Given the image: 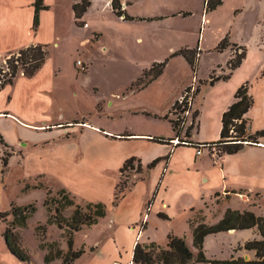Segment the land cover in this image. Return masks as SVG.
I'll list each match as a JSON object with an SVG mask.
<instances>
[{"label": "crops", "instance_id": "0c3cea01", "mask_svg": "<svg viewBox=\"0 0 264 264\" xmlns=\"http://www.w3.org/2000/svg\"><path fill=\"white\" fill-rule=\"evenodd\" d=\"M45 1L43 0V3ZM97 1L102 2V7L112 10L110 0H91L80 17L82 20L90 11L91 5ZM33 2L34 0H9L5 6L10 10L8 15L0 12V25L7 23L14 27L19 24L22 14L25 13L26 17L24 30L16 34L17 38L8 42L9 46L1 55L17 52L31 43L42 44L39 42V34L33 33L31 28ZM192 2H196L195 7L191 6ZM120 3L124 13L131 17L123 19L122 16L116 15L120 20L119 24L123 28L126 27L122 36L131 37L130 42L136 44L139 49H142L140 44L144 43V49L147 50L150 47L151 34L156 28L168 26L173 29L177 20L185 23L192 14L198 16V28L203 27L206 31V25L210 23L209 16L216 13L224 4V0L209 12H204L205 0H120ZM46 6V9L39 12L40 25L44 20L42 14L49 9V6ZM83 22L86 23L84 28H88L89 24ZM96 32L100 38L101 32ZM90 33L82 32L79 43L83 44L89 40L90 44L89 38H82ZM253 36L247 46L242 45L245 47V55L227 79L209 83L212 71L216 76L226 73L227 70L224 71L221 64L217 66L218 70H214L213 66L209 68L207 79H199L200 85L192 102V110L197 111V125L188 138L191 142H213L219 139L221 116L233 102L238 87L244 83H248V93L252 97V105L246 113L249 131L253 133L264 130V31L256 30ZM202 42L200 47L203 46ZM77 46L76 52L79 51ZM214 47L215 45L212 49ZM171 50L172 48H169L168 52ZM228 53L229 59L232 51L229 50ZM181 58L184 66H190L184 57ZM155 60L159 58L151 61ZM198 65L199 60L196 67ZM74 68L73 63V70ZM86 72L88 69L79 73L77 69L73 71L76 76ZM165 72L166 68L139 88L132 86L136 79L127 81L124 86H130L122 89L121 94H116L118 98L115 104L112 100L114 97L105 101L106 107L114 106L116 115L84 113L74 121L53 122L47 116L46 108L39 106L41 103L49 105L48 99L45 100L47 91H41L42 89H34V95L26 98V103L21 108L9 103L10 96H7V103L0 105V142L14 152L9 166L16 164L23 174L35 173L42 177L50 175L59 181L56 187L66 188L82 198L92 200L88 202L104 203L105 215L95 224L82 226L76 233L83 228L102 226L108 239L104 243L101 242L100 249L107 264L117 259L122 260L121 252L126 263H132L133 248L138 242H154L165 247L168 236L172 235L184 237L186 243L190 244V222L195 208L211 206L215 195V198L222 197L224 201L230 199L232 202L233 196L244 192L235 202L242 207L249 203L253 213L256 211L253 209L259 208L264 201V135L259 137L257 142L244 143L237 152L222 153L219 156L210 155L207 149H202L197 155L195 146L176 144L173 141L176 138L174 128L165 115L170 113L174 101L183 90L197 82L196 76L189 80L187 75L174 87H170L167 81L162 82L159 89L165 96L161 101L151 98L145 102L137 96L149 90ZM40 74L41 68L34 77H18L15 81H31ZM94 115L104 117L99 120L94 118ZM115 116L117 117L114 118ZM10 132L15 133L16 137L10 136ZM129 157H134L141 166L136 173L139 178L129 190L121 196L116 195L113 200V191L119 181L121 168ZM154 160L156 162L150 165ZM252 194L258 197L255 204L251 199ZM97 198L103 201L95 200ZM71 199L73 201V198ZM237 230L221 232L234 236ZM257 233L259 235L258 230ZM154 234H159L165 241H150ZM254 237L253 239H260L256 238V234ZM212 257L214 255L210 258ZM200 263L203 264H194Z\"/></svg>", "mask_w": 264, "mask_h": 264}, {"label": "rangeland", "instance_id": "374dc122", "mask_svg": "<svg viewBox=\"0 0 264 264\" xmlns=\"http://www.w3.org/2000/svg\"><path fill=\"white\" fill-rule=\"evenodd\" d=\"M8 1L0 0V12L7 15L10 11L5 8ZM75 2H80V0H46L44 2L45 5L49 6V9L42 14L44 18L42 25L39 24L36 31L32 29L33 33L37 32L39 34V42L46 44L44 46L47 54L45 62L41 66V74L31 81H15L18 77L32 78L40 71L39 69L33 76L27 77L23 74L22 69L18 68L16 75L12 79V84L14 83V85H5L3 90L0 91V105L7 103V96H10L9 103L21 108L26 103V98L34 95V89H42L41 91H47L45 93L47 97L45 100L47 101L48 99L49 105H42L41 103L39 106L46 108L47 116L53 122L74 121L79 119L80 115L84 113H89L90 115H100L103 113L116 115L117 111L114 106L106 107L105 101L108 98L110 99V97H114V99H111L115 104L118 98L116 94H121L122 89L130 86V84L126 85V87L124 86L129 80L134 81L136 79L132 83V86L139 88L135 84L142 77L143 70L149 69L154 64L164 62L162 70L166 68L165 75L163 74L161 78L157 79L156 83L149 90L137 95L141 101L148 102L151 98H154L155 101H161L165 96L160 93L159 89L162 82L167 81L170 87H174L185 76L188 75L189 80L196 76L197 82L193 85L196 89L200 85L199 79L208 78V70L211 66H213L214 70H218L217 66L221 64L224 71L227 70V61L235 53L241 52L240 49L234 47V44L237 46L240 44L241 47H244L242 45L247 46V42L254 38L253 35L256 30L264 31V0H224V4L217 9L216 13L209 16L210 23L206 25L208 26L206 31H204L203 27L198 28V16L192 14L185 23L177 20L173 25V29H170L168 26L167 28L164 26L156 28L151 34L149 49H144V43L140 44L142 49H139L136 47V44L134 45L130 42L131 37L124 38L122 36L123 30L126 27L123 28L119 24L120 20L111 9L102 7V2H94L90 7V11L83 17V20L82 18H76L75 13H72V5ZM195 3L192 2L191 6L195 7ZM19 19V24H16L14 27L9 26L7 23L0 25V66L4 65L8 56L7 53L1 55L7 46H9L8 42L12 38H17L16 34L24 30L25 13ZM83 21L89 24L88 28H84V24L86 23ZM196 23L197 25H195ZM96 31L101 32L100 38L99 33ZM82 32H92L87 37H82L84 39L89 38L91 40L90 44H88L89 40L83 44L79 43ZM217 37L219 39H216ZM224 37L227 38L228 45L223 50H218L216 47ZM201 41H203L202 47L199 46L201 45ZM78 44L82 47L81 49L80 46H77ZM213 44L215 45L214 49H212ZM76 46L77 50H79L77 52L75 51ZM169 48H172L170 52H168ZM181 49H188L195 55L196 66L199 60V65L195 68V71L191 66H184L181 54H176ZM196 49L197 53H194ZM164 50L165 52H163ZM229 50L232 51V55L228 59ZM154 58H159V60L151 61ZM77 60L82 62L84 70H81L77 66L75 63ZM73 63L78 73L81 71L85 72L86 69H88V72L76 76L73 73L76 70L75 68L73 70ZM150 80H148V77L145 78L143 76L142 82L146 84ZM142 86L143 84L141 83L140 87ZM195 94L196 92H194ZM179 110L181 112L180 108ZM180 114L171 110L168 118L176 121L177 117L180 118ZM93 117L100 120L104 116L98 117V115H94ZM189 119L191 120V118ZM189 119L184 125H176V128L181 130L180 137L183 140H187L182 145L190 144L188 142L190 141L188 139L189 136L187 137L183 134L186 126L190 123ZM196 125L195 119L190 130V135L195 130ZM232 128L230 126V129ZM229 133L230 135H235V132L232 130ZM10 136L16 137L13 132H10ZM181 138L177 140L181 142ZM0 145V213L10 208L11 202L17 205L33 203L35 206L34 213L26 221V227L13 230L19 236L21 247L29 255L30 260L27 262L18 260L8 251L2 235L4 230L9 226V217L5 219L0 216V264H46L43 262V256L49 247L41 249L39 246L41 242L53 243L54 245L51 250L55 251L59 249L61 254L66 253L68 250L67 227L63 226L59 228L56 223L47 222L48 216L54 214V211L48 212L43 205L46 190L50 189L51 191L49 198L54 197L59 200L61 196L57 192L60 189H64L69 197L73 198L74 205H84L86 202L92 200L82 198L66 188L56 187L59 181L56 178L54 180L50 175L42 177L35 173L23 174L22 169H19L16 164L13 167L9 166L8 163L12 159L11 156L14 152L4 147L1 142ZM17 162L20 164L19 159ZM137 164L138 162L135 160L132 164L133 168H126L120 172L119 181L113 191V200L116 195L121 196L126 190H129L132 184L138 180L139 175H136L138 170L135 171ZM241 194H244V192L233 196L234 200L232 202L230 199L224 201L222 197L219 199L215 198V195L214 203L211 206L206 205L202 209L196 207L193 212L192 221L190 222L192 225L191 232L194 226L199 223L208 225L216 223L227 208L250 210L251 206L248 202L245 205L246 207L239 206L238 202H235V199L238 200ZM251 199L255 204L258 197L252 194ZM95 200L103 201L99 198ZM61 201L65 202L63 199ZM234 202L235 205H233ZM229 203L232 205L229 206ZM148 205L149 203L146 204V208H148ZM73 207V205L66 206L61 210L59 215L61 214L64 218H68L71 215ZM253 210H256L254 212L257 215L264 216V201L260 204L259 208ZM41 225L44 228L38 229L37 227ZM97 227L83 228L79 233H76L78 232L77 230L71 234V250L82 251L71 264H107L106 259L102 258L100 244L101 242L104 243L108 238L104 233L103 227ZM254 234H256V238H260L255 227L251 230H237L234 236L225 232L209 234L203 240L202 249L204 255L207 258L214 255L211 259L223 261L232 258L237 259L238 257L244 258L247 261L256 260L252 250L243 248V244L246 241L255 238ZM149 240L162 243L165 241V238L161 239L159 234H154V238H150ZM187 245L193 254L196 255L198 249L194 247L193 242L190 241V244ZM121 255L122 260L117 259L114 261L126 263L127 261L122 252ZM114 261H111L110 264H114ZM60 262L61 258H58L47 264H60Z\"/></svg>", "mask_w": 264, "mask_h": 264}, {"label": "trees", "instance_id": "16d2710c", "mask_svg": "<svg viewBox=\"0 0 264 264\" xmlns=\"http://www.w3.org/2000/svg\"><path fill=\"white\" fill-rule=\"evenodd\" d=\"M91 0H80L73 4V10L76 18H80L82 14L86 11L90 5ZM221 4V0H205L204 12L214 10L218 5ZM110 5L118 17L122 16L123 19H131L121 8V3L119 0H110ZM34 13L32 21V29L36 31L39 25V12L40 10L46 9L47 6L43 3V0H34L33 2ZM228 45L227 38H222L218 45V50H223ZM234 47L240 49L241 52L238 54L232 55V57L227 61V71L225 74L216 76L215 72L209 76V83L212 84L218 79H227L233 69H235L241 62L242 58L245 55V48L237 46L234 44ZM176 53V52H175ZM194 53H197L194 51ZM47 51L45 46L42 44H31L24 48L19 49L17 52L9 53L4 65L0 66V90L8 84H12V79L17 73L18 68L22 69L23 74L27 77L33 76L45 62ZM176 54H181L188 64L195 71L196 68V58L188 49H181ZM164 67V62L159 64L152 65L149 69H146L142 73L135 84L139 86L142 83L145 85L143 76L148 80L158 76ZM264 74V70L262 71ZM134 85V84H133ZM189 88L187 86L185 89ZM184 89V90H185ZM198 88L195 89V92ZM183 90V91H184ZM252 105V97L248 93V83H244L238 87L234 94L233 102L228 106V108L223 112L221 116V129L220 137L218 140L213 141L216 143L218 151L217 155L222 153H234L239 151L244 143L247 142H257V139L264 135V130L255 131L251 133L248 128V118L246 116L247 111ZM180 105L177 100L174 101L171 110L180 112ZM171 113V111H170ZM197 116V111H193L191 124L186 126L185 131L183 132L184 136H190V130L192 125L195 122ZM165 118H168V114L165 115ZM169 119V118H168ZM172 124L176 138L180 137V129L176 128L177 124H180V118L177 117V120L169 119ZM230 126L233 128L230 129ZM232 130L235 132V135H230L229 131ZM159 140V139H158ZM180 141L183 140L182 138ZM191 145L195 146L197 143L191 141ZM208 152V150H207ZM209 153V152H208ZM210 154V153H209ZM136 159L134 157L127 158L121 171L126 168H133L132 164ZM156 161L150 163L153 165ZM141 166L138 162L135 171H139ZM51 193L50 189L46 190V197L43 200V205L48 212L54 211V214L48 216L47 222H54L59 228L66 226V232L68 233L67 245L68 250L66 253L61 254L59 249L52 251L53 243H40V248L47 251L43 256V262L49 263L55 259L61 258L60 264H71V262L81 254V250L72 251V239L71 234L74 231L79 230L82 226H90L95 224L99 218L103 217L106 213V207L102 202H87L84 205L73 203L72 199L69 197L68 193L64 189H60L57 194L61 196V199H56L54 197L49 198ZM65 200L62 202L61 200ZM73 205V210L71 215L68 218H64L61 214V210L66 206ZM35 211V206L33 203H28L24 205H17L11 202L10 208L7 211L0 213V216L3 218H8L9 226L3 232V240L8 249V251L13 254L20 261H29L28 253L21 247L19 243V236L14 229L25 228L26 221L29 219ZM255 227L257 228L260 239L248 240L243 244V248L246 250H252L256 260L247 261L240 257L237 259H228V260H218L207 258L204 255L202 246L204 237L208 234L218 233L221 231H227L231 229H248ZM38 229L44 228L42 225L37 227ZM39 236V234H38ZM192 242L196 249H198L196 255L190 250L186 244L184 238L177 236H168V241L165 247L157 245L154 242L148 244L136 243L133 248L132 254V263L133 264H194L195 262H203L206 264H223V263H235V264H264V216H259L253 213L250 210H238L227 208L222 217L214 224H205L199 223L194 226L192 230Z\"/></svg>", "mask_w": 264, "mask_h": 264}, {"label": "built area", "instance_id": "2783aa9c", "mask_svg": "<svg viewBox=\"0 0 264 264\" xmlns=\"http://www.w3.org/2000/svg\"><path fill=\"white\" fill-rule=\"evenodd\" d=\"M122 6L123 5L121 4V8ZM85 25L86 24H84V26ZM76 64L81 70H84V66L80 60H77ZM193 85L194 83L190 85L189 88L185 89L177 98V102L180 105V109H181V112H178L179 114L181 113L180 114V125H184L189 118L192 119V113H193L192 102H193V97H194V92H195V88L193 87ZM191 123L192 122L190 120L189 124ZM173 141L178 144L186 143L185 141L179 142L177 138H175ZM195 148H196L197 155L201 153L202 149H207L210 155L218 156L217 155L218 148H217L216 143L214 142H202V143L196 144ZM114 264H123V263L115 262ZM124 264H132V263L129 262V263H124Z\"/></svg>", "mask_w": 264, "mask_h": 264}, {"label": "clouds", "instance_id": "9594fccd", "mask_svg": "<svg viewBox=\"0 0 264 264\" xmlns=\"http://www.w3.org/2000/svg\"><path fill=\"white\" fill-rule=\"evenodd\" d=\"M129 263V262H128ZM124 264V263H123Z\"/></svg>", "mask_w": 264, "mask_h": 264}]
</instances>
